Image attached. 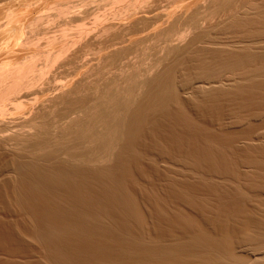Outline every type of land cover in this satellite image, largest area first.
I'll list each match as a JSON object with an SVG mask.
<instances>
[{"label":"bare ground","instance_id":"bare-ground-1","mask_svg":"<svg viewBox=\"0 0 264 264\" xmlns=\"http://www.w3.org/2000/svg\"><path fill=\"white\" fill-rule=\"evenodd\" d=\"M5 1L10 2V0ZM31 1L32 3L30 0L25 1L24 6L26 10L22 11L24 13L21 12V14H17L16 11L12 9L13 7L11 4H9L11 7L8 6L4 8L6 9L5 17L0 19V186L9 184H5L3 180L12 177V179L15 178L19 180L17 183L20 182V186H22V188L19 187L17 183H15V185L19 187V189H15V186L13 188L12 186L14 184L11 186L12 189H14L13 191H19V194L18 192L15 193L20 197H22L21 195L24 191L25 194H23V196L25 195L27 198L29 196H31V198L33 197L35 199L34 202L38 200V202H42V204L48 203L49 206L54 204L51 208L48 206V211L44 209L46 211L45 215H48L46 218L49 219V221L53 220L52 222L56 224L62 223L63 228L60 232L58 230V232H56L54 230L51 231L53 228L50 230V226H48L51 233L49 236L46 235L49 242H45L46 246L50 241L53 243H51V245L49 244L51 247L47 246L48 249H55V247L60 249L64 248L63 250L66 253L63 252L64 254L62 255L67 259H64L62 256L61 259H59V257L57 259L54 251V257H56V259H54L53 254H51L49 258L53 259V261H50V263L48 261L51 259L47 257L49 260H46L44 257V260L47 262L46 264H74L76 262L81 264L85 262L84 257L87 255L83 253L81 256L84 257H81V260L84 261H76L77 257L80 259V255L77 257L75 256V260L71 252L72 247H67V245L71 246V243L70 241H66V239L70 240L72 238L69 237L70 239H68V236L77 235V233L80 232L82 233L81 230L87 229V224L90 225L92 229L89 231L90 235L88 236L91 238L96 236L97 238L100 237L98 242L104 237L103 240L105 243H103V248H105V250L101 249L102 253L105 252L104 255H108V253H106L107 248L104 244L106 245L108 243L109 245L112 243L114 245L113 241L107 240H112L114 238L113 235H116L115 237L117 238L120 234L118 231L124 233L123 231L125 230L127 232L126 235H128H124L126 238L122 239L123 241H121L123 236L121 235V238H117L119 242L117 240V242L114 241L116 243L114 246L111 244V246L106 245L108 246L107 252H109V249L115 250L114 252L118 251L119 254L121 252V255H117L118 258L117 256L115 257L117 260L122 259V263L123 257H125V261H128H124L126 264H264V226H262L263 224L260 225V223H253L249 213L247 214L245 210V214H247L246 217L244 213V215L242 214L243 211L240 212L244 219L240 221L241 225L239 232L230 229L231 227H229V225L221 223V220H219L221 223H218L220 226L219 229L222 230V232H220L221 234L218 236L213 235L208 230L197 228L199 230L195 231V229V232H191V230L187 231V233L191 232V235L188 239L183 238L185 239L184 241H182V238L180 241L171 238L172 242L169 243L167 241V243H169L168 245L165 244L166 242L163 243L162 240L160 241L162 243L157 240L158 243L154 242V244L151 242L159 238L153 241L151 238V242H148L150 241L147 240L148 237L146 238V236H144L145 239L140 236H143V233L145 234V231L143 232L141 228L143 229L149 220L147 216L144 217L145 215L140 209L141 207L137 205V199H135L136 194L127 190L128 187H125L127 184L122 182L123 177H130L131 174L132 176L134 175L133 172H131L132 170L130 171L132 165L130 163L133 160L136 161V163L141 160L142 152H137V149L143 145L144 142L142 144L141 142L145 134L151 132L153 133L152 135H155L156 130L158 132L159 128H162L160 123H162L163 127L164 122L167 124L170 123L168 126L175 124L176 128L172 126L169 128H175V131L180 129L177 131L179 134L173 130H171V132L173 131L177 133L176 135H179L176 137L180 143V140L186 138L185 140L187 143H185V140H183L184 142L182 141L185 146L188 144L189 140L192 142L197 141V143L198 140L199 142L200 140L205 141L206 144H204L203 141L200 143L201 145H206L204 149H207V145L209 146V148L205 150L206 152L202 151L204 149L196 142L195 144L202 149L201 155L202 152H204V156L207 159L209 158L207 163L211 162V156L214 155L212 154L214 152L212 151L213 147L219 150L222 149L220 148L222 146V141L218 143L221 144L219 148L217 146L218 144L216 145V141L219 139L217 131H213L215 134L217 133L216 136L212 132L213 128H211V130L209 125L215 127L214 124L217 123V125H219L218 128H221L223 133V130L226 131V129H228L225 124L231 119L230 117L234 115L237 117L238 114L241 115L242 112L247 114V116L245 115V117L242 114V118L237 117L235 120L237 125L242 124V126H244L246 122L248 128L249 125L255 126L253 127L254 132H249L250 129L247 128L249 135H243V138L246 137L245 141L251 142L247 143L251 144L252 147L253 143L256 145L264 143V0H78L72 3H67V1H56L49 6L48 11L51 12V14L49 13L45 16L46 13L38 17H34V10L37 6L36 3L40 0ZM30 8H34L33 11H30ZM227 103H230L228 106L232 107L233 105L232 109H228V107L225 106ZM188 105H192L198 112L199 115L197 114V119L196 117L193 118L197 112L193 116L186 112ZM236 117L234 116V118ZM214 121H216V123ZM232 121L231 123L233 124L234 121ZM203 123L207 124L209 128H207L205 124L203 125ZM164 128L168 130V127ZM181 131L182 135H180ZM231 133L233 134V132ZM231 133L230 135L232 136ZM234 134L236 135L237 133L234 132ZM241 134L243 133L239 134L238 132L239 136L236 135V138H238V140L235 139L236 142H241L239 140ZM230 135L228 136L231 137ZM172 136L174 137V135ZM219 137H221L220 139L222 140L223 138L226 139L227 136L220 135ZM170 138L171 136L169 139ZM232 138H230L232 144L229 141L227 145L231 144L229 148L232 147L233 149L235 145H233ZM243 138L242 140H244ZM174 139L172 138L170 140ZM223 141L227 142V139ZM192 142L189 144L193 145ZM218 142H220V140H218ZM173 143L174 142L170 144L173 145ZM242 143L247 144L244 141H242ZM145 145L147 146L148 144L145 143ZM156 145L157 144L153 146ZM177 146L178 145H176V147ZM196 146H191L190 150L200 149H195ZM225 147L226 146H224V148ZM237 148H235V152L238 153L239 150ZM161 149L162 148L159 146L155 147V151L151 149L148 163L151 164H149L151 167L152 165L154 166V168L152 167L153 170L155 168V170H157V173H154L155 175L153 174L154 176L158 174L156 177L164 176L166 177V181L170 179L167 183L166 181L164 182L167 188H169V194H172V197L174 196L173 199L175 198V203H173V205L178 204L177 206H179L181 201L185 199L183 194L187 193V191L184 192L183 190H188L187 187L194 184L191 183V185H187L186 187L185 185L190 183L184 181L194 178V176H199L197 170H200L202 166L197 164L200 163L198 160L203 156L199 157V159L197 156L200 153L197 154L192 150L191 154H188L191 158L188 157L190 158L188 159V155L185 153V159H193V163H191L188 162L187 159L184 161V159L181 160V158H179L178 160L176 157L179 154L177 153V155L174 154V156H176L174 157L173 154H169L165 149ZM255 149L253 148V150ZM187 150V152L190 151L189 149ZM209 150H211L212 153H210L211 151ZM176 151L178 152V150ZM220 151L227 155L226 151H228V148L225 152L224 149ZM229 152L233 153L234 151L231 152L230 149ZM260 152L261 157L259 158L261 159L262 156L264 157V148L262 151H255V153ZM223 153H219V155L221 154V156H224ZM240 154L241 156H246L242 155L241 152ZM164 155H167V157ZM181 155H179V157ZM216 155L215 158L218 156ZM228 157L229 156H227V160L230 158ZM206 158L203 159V163H206L204 162ZM215 158H213V160ZM239 158L241 157L239 156ZM251 159L253 160V158H250V160H242L248 161V164L251 166L253 165L252 167L255 168L254 171L260 172L259 176H263L264 160L257 161L259 159L256 157V161H251ZM219 160L218 158V161ZM227 160L225 161L227 162ZM236 160L238 159L236 158ZM218 161L215 162V165ZM231 162L230 164L228 160L230 165L233 164V161ZM213 163L214 161L210 163L211 165L208 164V166H210L209 171L211 166L214 165ZM195 164L196 168L194 167ZM248 164L246 165L248 166ZM118 166L119 168L117 169ZM221 166H224V163ZM151 167L150 169H152ZM197 167L200 169H197ZM220 168L221 167H218V169ZM227 168L230 169V167H226V169ZM216 169L214 170L216 171ZM214 170H212V173L215 172ZM158 171H161V174L163 172L164 175L160 176ZM129 172H131V174ZM140 172H142V170H140ZM237 173L238 176L242 175L239 174V172ZM244 173L246 176L247 173ZM145 174L147 176V173ZM248 177L249 176H246V178ZM249 178L252 177L250 176ZM123 179L125 180V178ZM150 179L152 180V178ZM161 179L160 181L162 182L163 180ZM204 179L205 178L202 180ZM207 180L209 179L207 178ZM207 180L205 179V181ZM157 181H159V178ZM205 184H207V182ZM196 186L200 188L201 185ZM256 188L257 186L254 189ZM1 190L3 189L0 187V193ZM260 190L263 191L264 186L260 187ZM13 191L12 193H14ZM49 192L50 194L54 193L53 195L56 193L58 200L54 199L55 202H53L54 200L50 202L47 198ZM153 193L150 194L153 195ZM237 193L238 191L236 194ZM19 196L17 198H19ZM187 196L190 197L189 195ZM24 198L22 197L21 199L24 200ZM68 198L74 199L73 201L77 200L78 202H83L85 205L88 202L90 205L92 204L94 206L93 209L99 212L93 213L95 215L91 216V209L89 208L92 206L86 207L83 203H79L80 205L83 204L82 207H86V209H82V212L89 210V216L86 213L87 216L84 215V213L79 211L81 208H76L75 206L76 209H74V207L72 209L76 211H74L75 213L73 212L74 215L72 211L70 212L73 217H70L69 211L67 212V214L70 215V219H74L75 221H69L64 215V212H66L64 208L67 209L64 205L68 202ZM218 198H220V196ZM223 198L224 200L222 198V200L218 199L221 204L224 203L223 201L229 200L228 198L227 200L225 197ZM233 198L235 199L236 197ZM149 199L152 200L151 197ZM18 200L17 202L19 203ZM187 200V203L189 201L192 202V199ZM237 200H239V198ZM154 201L155 200L152 202L155 203ZM235 201L236 200H234V204H232V201H229L232 202L229 204L235 205L236 203L238 206L240 203L242 204L240 200L239 204L237 203L238 201ZM190 202L189 204L193 203ZM260 202L262 203L261 199ZM27 203L26 200L21 201L23 208H19L24 209L23 204ZM50 203L52 204L50 205ZM39 204L40 207L38 206L39 208L37 207V209L40 210L44 205L41 206V203ZM39 204L37 203V205ZM75 204L79 206L78 203ZM149 204L151 205L150 202ZM193 204L192 206L195 205ZM262 204H264V202ZM31 205L32 201L28 203V207ZM34 205L35 203L33 206ZM222 205L224 206V204ZM95 206L97 209L100 208L101 212L97 210ZM251 206L253 207L252 204ZM44 207H42V212L44 211ZM156 207L157 209L155 210H157L156 212L160 215L158 217H165L163 213L164 210L159 205L153 207V209ZM31 209L32 207L30 210ZM108 209L111 210V212H113V209L116 212L118 211L117 219H120V223L122 222V225L119 223L118 225H121V227L123 226L124 230L119 227L120 229L117 233H114L116 225L114 227L110 226L111 229H115L114 232L110 227H107L108 224H104L106 227L102 226L103 224L99 219H101L102 216L105 217L104 212ZM232 209L234 210V208ZM260 209L263 210V208ZM29 211L23 210L21 213L26 212V214H28ZM33 211L34 210L31 212L33 213ZM115 211L114 213H116ZM32 213H29V215H32ZM39 213L41 212H38V215H40ZM150 213L153 212L150 211ZM108 214L110 213H107L106 217L109 216ZM34 215L35 217L37 216V219L40 218L35 213L33 214V220ZM41 215L44 217V214ZM173 215L170 216L173 217ZM235 216L236 219L239 218L237 215ZM238 216H240V214ZM43 217L42 220H46V218ZM112 217L110 218L112 219ZM155 218L159 219L157 215ZM174 218H176L174 222L177 223L175 226L178 227L177 225L180 223L178 219H182V217L179 215ZM111 219L110 221H113V219ZM145 219L148 221L146 222ZM67 220L68 222H66ZM159 221L160 220H158V222ZM70 222L74 224L72 223L71 225ZM129 222H133L134 226L136 224L140 225V228L136 226L139 228L140 232L142 231L141 234L140 232L138 234V229L136 230L138 236H135L136 233H131L135 231L136 226H133L134 230L130 228L131 231L128 230L129 228L125 229L128 227ZM191 222L187 225L193 224ZM2 223L0 224L1 227L5 225L2 226ZM123 223L126 227H124ZM130 224L131 223H129V225ZM258 224L259 226H257ZM209 225H211V223ZM130 226H132V224ZM231 226L233 225L231 224ZM9 227L11 226L9 225ZM44 227L42 226V228ZM48 227H46V229H48ZM82 227L83 229H81ZM7 229H9L8 226ZM87 230H89V228ZM183 230H185V228ZM38 231L40 230L38 229ZM48 232H45V234H48ZM33 233H31V235ZM40 233L44 232L40 231ZM5 234L3 236H6ZM79 235L80 234L77 236L80 237ZM92 235L94 236L92 237ZM237 235H239L240 238H238ZM9 236L11 235L9 234ZM33 236L34 234L30 237ZM35 236L34 238H29L33 241V239L35 240L36 238ZM46 236L43 237L40 235V239H42V237L45 239ZM83 236H85V238H83ZM78 237L73 236V240L75 238L77 240ZM81 237L80 238L84 240L87 235L82 234ZM105 237L107 240H105ZM91 238L90 240H92ZM116 238H114V240ZM40 239L39 237L36 238L37 243L42 245L40 242H44V240L41 241ZM60 239L70 244L66 245L63 244V242L62 244L66 245V247H61L62 245L59 246L61 243ZM235 239L236 241L240 239V242L237 243L238 241L236 242ZM4 240L6 242V238ZM94 240L93 238V241ZM103 240L101 242H103ZM7 241L6 243H10V239H7ZM93 241L90 243H93ZM45 242L43 245H45ZM79 242L77 243L75 241V244H73H80ZM98 242L96 241L94 246L96 249L93 247L94 243L93 245L91 244L92 246L88 248H91L89 252L92 250V252L95 253L93 251V249H95L97 253H101ZM82 245L84 246V244ZM82 245L80 244V246ZM83 246L82 249L84 250ZM40 247L42 248V246ZM57 248L55 250H58ZM76 248L78 247H75V249ZM244 248L246 249L244 252H239L237 250H244ZM82 249H77L78 253H80L79 250ZM88 249L85 251L87 254L89 253ZM49 250L46 252L49 253ZM74 250L72 251L74 252ZM19 251L17 253H19ZM13 252L15 253L14 250ZM97 253L94 254V258H99L103 255L101 253V256H97ZM110 253L111 255L113 254L112 251H110ZM30 255L32 254H29V256ZM74 255L78 254L74 252ZM13 256L15 255L13 254ZM33 256H35V253ZM88 256L91 257L90 254ZM88 256L86 260H88L89 263L91 259L88 258ZM119 256L122 258L119 259ZM100 259H103V257ZM100 259L97 261L99 262ZM110 259L112 260V258ZM72 260L75 261L72 262ZM114 260L110 263L115 264L116 261L114 262ZM26 261V264L30 262L29 260V262ZM95 261V264H99ZM101 261H103V264L107 259L105 260L104 258V260ZM108 261L110 260L108 259ZM42 262L38 263L42 264ZM91 262H93V260ZM91 262L89 264H91ZM35 263L37 264V262Z\"/></svg>","mask_w":264,"mask_h":264},{"label":"rangeland","instance_id":"rangeland-1","mask_svg":"<svg viewBox=\"0 0 264 264\" xmlns=\"http://www.w3.org/2000/svg\"><path fill=\"white\" fill-rule=\"evenodd\" d=\"M22 1H24V2H22ZM25 1L26 0H10V2L8 1H5V0H0V2H1V9H0V19H2V18H4L5 17V12H6V9H4V8H7L8 6L9 7H13L12 9L14 10V11H16V13L17 14H21V12L22 11H24V10H26V8H25ZM56 1H61V2H66L67 1V3L69 2H77L78 0H40V1H38L37 3H39V4H37L36 3V7H35V14H34V17H38L39 15L40 16H43V15H45L46 13V15L45 16H47L49 13L51 14V12H49L48 11V9H49V6L52 4V3H54V2H56ZM8 4H7V3ZM30 2L32 3V1L30 0ZM47 2V3H46ZM9 4H11V6L9 5ZM6 6V7H5ZM33 9L34 8H30V11H33ZM44 10V11H43ZM43 11V12H42ZM48 11V12H47ZM45 12V13H44ZM22 13H24V12H22ZM32 13V12H31ZM44 13V14H43ZM228 104L230 105V103H227L225 106L226 107H228V109H232V107H233V105H232V107L231 106H228ZM225 107V108H226ZM187 110H186V112L187 113H189L190 115H194L197 111L195 110V108H193L192 107V105H188L187 106V108H186ZM190 109V110H189ZM195 111V112H194ZM197 114H198V112L195 114V116H193V118H195L196 117V119H197ZM243 114V116H247V114H244L243 112L241 113V115ZM199 115V114H198ZM240 114H238V118H242L243 116H239ZM235 117H236V115H234ZM234 116L233 117H230L231 119L230 120H228V123L227 124H225L227 127H228V129H226V131L225 130H223L224 132H226V133H222V129L220 128H218L219 127V125H217V123H216V121H214L216 124H214V126L215 127H213V126H211V125H209V127H210V129L211 128H213V130H212V132L214 131H217V133H218V135L220 136V135H226L227 137H226V139H227V142L226 141H223V140H226V139H220L221 137H219L218 136V138L219 139H217V143H216V145L218 144V143H221V141H222V146L224 145V146H226L225 148H224V146L222 147H220V148H222V149H220V150H223L224 149V152H225V150L228 148V151H226L227 152V155H225L222 151H220L219 149H216V147L214 148L213 146V150L212 151H214V152H216V153H212V151L211 150H209V151H211L210 153H212V154H214L213 156H211L212 157V160H213V158H215V155L217 156L213 161H214V165L213 166H211V169L212 170H214V169H216V171L214 172V173H212V170L210 169V171H209V168H210V166H208V164L209 165H211L210 163H212L213 161L210 159V163H207L208 161H209V158L207 159L205 156H204V152H202V155H201V148H206V145H204V144H206V142L205 141H203V143L204 144H202L201 145V143L200 142H202L201 140H200V142H199V140H198V143H197V141H191V140H189L190 142H192L193 143V145L191 144H189L190 142L188 141V144L185 146V144L184 143H182V141L183 140H185L186 138H184L183 140H180L181 141V143L178 141V139H177V137L179 136V135H176L177 133L179 134V132H177V131H179L178 129H177V131H175L176 129V127H175V124H171V125H169L168 126V124H170V123H165L164 122V127H168V130H170V131H168V130H166L167 128H164L163 126H162V123H160L161 124V129L159 128V130H158V132H157V130H156V132H155V135H152L153 133H146L145 134V137L143 138V141L141 142V144L143 143V145L142 146H140L139 148L141 149H137V152L139 151V153L140 152H142L141 154V160H139L137 163H136V161H131V163L130 164H132L131 165V169H130V171L131 172H133V176H132V174H131V172H129L131 175H130V177H123V178H125V180L122 178V182L123 183H125V184H127V186L125 185V187L127 188L128 187V189L127 190H129V191H131L133 194H136V196H135V199H137V202L136 203H138L137 205H139V207H141L140 209H141V212L143 211V213H144V217H146L147 216V219L149 220H147V219H145L146 220V222H147V224H145V226H144V228H145V230H144V228L142 229L141 228V230H143V232L145 231V234L143 233V236H140V237H143V238H145L144 236H146V238L148 237V239L147 240H150L151 238H152V241L153 240H155L156 238H159V239H156L155 241H153V242H151V240L150 241H148V242H151V243H154V242H157L158 243V241L160 242L161 240H162V242L164 243V242H166L165 244H169V243H171L172 242V239L173 240H178V241H180L181 240V238L183 239V238H189L190 237V235H191V232H193L195 229V231H197V230H199V229H205L206 231L208 230L210 233H212L213 235H220L221 233L220 232H222V230H220L219 228H220V226H219V224L218 223H220L219 222V220H221V223H225L226 225H229V227H231L230 229H233V230H236V231H238L239 232V230H240V225H241V220H243L244 219V217H243V215L245 214V211H247V214L249 213V216H250V218L252 219V221H253V223H260V225H262V226H264V204H262L263 202H264V190L262 191V190H260V187H262V186H264L263 184H264V175L263 176H259V174H260V172H258V171H254L255 170V168L254 167H252L251 165H249L248 164V161H244V160H242V159H246V160H250V158H253V160L254 161H256L257 159H259V160H257V161H263L264 160V157L262 156V158L260 159L259 157H261V152L260 153H255V151H262L263 150V144L264 143H262V144H260V145H256V144H252L253 145V147L251 146V144H248V143H251V142H248V141H245V138L246 137H244L243 138V135L244 136H246V134H248V132H247V130L248 129H250L249 130V132L251 131H253V127H255L254 125L253 126H250L249 125V128H248V126L246 125V122L244 123V126H242V124H238L237 125V123H236V119H237V117L236 118H234ZM245 116V117H246ZM200 117V116H199ZM233 118V119H232ZM234 121V123L232 124L231 123V121ZM232 121V122H233ZM166 124H167V126H166ZM205 123H203V125H204ZM255 124V123H254ZM258 124H260V123H258ZM206 125V127L208 126L207 124H205ZM216 125H217V127H216ZM236 125V126H235ZM241 127H240V126ZM256 125V124H255ZM170 126H172V127H175L174 129L171 127V128H169ZM230 126V127H229ZM234 126V127H233ZM257 126V125H256ZM209 127H207V128H209ZM237 127V128H236ZM163 128H164V130H163ZM215 128V129H214ZM216 128H218V129H216ZM245 128V129H244ZM248 128V129H247ZM252 128V129H251ZM244 131H243V130ZM171 130H173V131H175V132H177V133H175V132H171ZM232 130V131H231ZM162 131H165V132H162ZM169 133H168V132ZM218 131H221V132H218ZM229 131H231V132H233V134L231 133V132H228ZM243 131V132H242ZM246 131V132H245ZM161 134H160V133ZM213 132V133H214ZM234 132L235 133H237L236 135L237 136H239L238 135V132H239V134L240 133H243V134H241L240 135V137H239V140L241 141V142H239V141H237L236 142V140H238V138H236L237 136L234 134ZM254 132V131H253ZM159 135H158V134ZM168 136H166L165 134ZM168 133V134H167ZM173 133V134H172ZM175 133V134H174ZM181 134L180 135H182V131L180 132ZM217 133L215 134L214 133V135H216L217 136ZM227 133H228V135H230V133L232 134V136L231 137H229L228 135H227ZM245 133V134H244ZM164 134V135H163ZM174 135V137H175V139H174V137L172 136V135ZM251 134V133H250ZM233 135H235V136H233ZM249 135V134H248ZM151 136V137H150ZM158 136V137H157ZM171 136V138L170 139H174V140H170L169 139V137ZM177 136V137H176ZM155 137V138H154ZM161 137V138H160ZM223 137V136H222ZM228 137H229V139L230 138H232V140H233V145H235V146H233L234 148L232 149V147H230L229 148V146H231V144H232V142H231V139L229 140L228 139ZM148 138V139H147ZM149 138H152V139H149ZM154 138V139H153ZM166 138H168V139H166ZM242 138L244 139V140H242ZM156 139H157V141H156ZM236 139V140H235ZM154 140V141H153ZM169 140H170V142H169ZM187 140H188V138H187ZM218 140H220V142H218ZM235 140V141H234ZM163 141V142H162ZM177 143H176V142ZM186 141V140H185ZM230 141V145H227V143ZM242 141H244L245 143H247V144H244V143H242ZM172 142H174L173 143V145H175V143H176V145H178L177 147H176V145L175 146H173L172 144H170V143H172ZM184 142V141H183ZM195 142L198 144V145H200V147L197 145V144H195ZM226 144H225V143ZM145 143L146 144H148L147 146H148V148H147V146L145 145ZM162 143V144H161ZM178 143H180V144H178ZM185 143H187V141L185 142ZM200 143V144H199ZM224 143V144H223ZM234 143H236V144H234ZM242 143V144H241ZM155 144H157L156 146H159L160 148H162V149H165L167 152H169V154L171 153V155L173 154V156H174V154L175 155H177V154H179V155H181L180 157H179V155H177V157L176 156H174V157H176L178 160H179V158H181V160L182 159H184V161L188 158V157H190V155H188L189 153L191 154V151L193 150V152L195 151L197 154L198 153H200L197 157L199 158V157H201V156H203L200 160H198V158H197V160L201 163H199V164H197V165H200V166H202L201 167V169L200 168H198L197 167V169H200V170H197V172H199V176H197V177H195L194 176V178H188L189 180H186V181H184V182H186V183H190V184H184L186 187H187V185H191V183H194L192 186H190L191 187V189H190V187L188 188L187 187V189L190 191V193H189V191L188 190H183L184 192H186L187 191V193H185V194H183V196H184V200H182L181 201V203H180V207L179 206H177L176 204L175 205H173V203H175V201H174V199H173V197H172V194H169L170 192H169V188H167V186L165 185V182L164 181H166L165 179H166V177H156V176H154L157 172V170H153V168H154V166L152 165V167L150 166L151 164L150 163H148L149 162V158H150V152H151V149H152V151L155 149V147L156 146H153V145H155ZM164 144V145H163ZM170 144V145H169ZM181 144H182V146H181ZM184 144V145H183ZM221 144H218L217 146H218V148H219V145H221ZM151 145V146H150ZM197 145V146H196ZM249 145V146H248ZM163 146V147H162ZM173 148H171V147ZM184 146V147H183ZM189 146V147H188ZM191 146H196V148L195 149H197V148H200V149H198V150H194V149H192V148H194V147H192L191 149L192 150H190V147ZM203 146V147H202ZM205 146V147H204ZM258 146H260V147H263V148H260V147H258ZM142 147V148H141ZM151 147V148H150ZM179 147V148H178ZM238 147V148H237ZM242 149H241V148ZM246 147V148H245ZM154 148V149H153ZM189 149L190 151L189 152H187L188 150L187 149ZM209 148V146L207 145V149ZM235 148H237L238 150V153L237 152H235ZM249 150H248V149ZM253 148L255 149V150H253ZM257 148H259V149H257ZM144 149V150H143ZM161 149V150H162ZM180 149V150H179ZM207 149H204V150H202V151H205V150H207ZM230 149H231V152H235V154H234V152L233 153H230L229 151H230ZM262 149V150H261ZM160 150V151H161ZM176 150H178V152L176 151ZM216 150V151H215ZM233 150V151H232ZM241 150V151H240ZM155 151V150H154ZM164 151V150H163ZM182 151V152H181ZM200 151V152H199ZM244 151H246V152H244ZM253 151V152H252ZM165 152V151H164ZM166 152V153H167ZM179 152H181V153H179ZM192 152V153H193ZM206 152V151H205ZM240 152L242 153V155H246V156H241V154H240ZM145 153V154H144ZM177 153V154H176ZM187 154L188 156H187V158L185 159V157H186V155L184 156V154ZM219 153H223L224 154V156L222 155L221 156V154L219 155ZM230 153V154H229ZM238 154V156H237V154ZM244 153V154H243ZM246 153V154H245ZM251 153V154H250ZM255 153V154H254ZM169 154H167V155H169ZM259 154V155H258ZM135 155H137V154H135ZM143 155H145V156H143ZM167 155H164L165 157H167ZM233 155V156H232ZM235 155V156H234ZM251 155V156H250ZM183 156H184V158H183ZM227 156H229L228 158V160H229V163L231 162V161H233V164L232 165H230L229 163H228V160H227ZM239 156L241 157V158H239ZM250 158H249V157ZM148 157V158H147ZM210 157V158H211ZM225 159H224V158ZM234 157V158H233ZM244 157V158H243ZM245 157H247V158H245ZM255 157L257 158V159H255ZM191 158V157H190ZM190 158H188V159H190ZM204 158H206V161H204V162H206V163H203V159ZM218 158L222 161V163H221V161L219 160L218 161ZM236 158L238 159V160H236ZM146 159V160H145ZM187 159V160H188ZM148 160V161H147ZM193 160V159H192ZM192 160H188V162H191V163H193V161ZM196 160V159H195ZM225 160H227V162L225 161ZM252 159H251V161H253ZM216 161H218V162H220V163H216V165H215V162ZM133 162V163H132ZM141 162V163H140ZM246 162V163H245ZM136 163V164H135ZM147 163V164H146ZM224 163V166H221L222 164ZM243 163V164H242ZM129 164V165H130ZM142 164V165H141ZM150 164V165H149ZM196 164H195V168H196ZM203 164V165H202ZM221 164V165H220ZM235 164V165H234ZM242 166H241V165ZM246 164H248V166L246 165ZM140 165V166H139ZM225 165H227V166H225ZM244 165H246V166H244ZM149 166V167H148ZM190 166V165H189ZM199 166V167H200ZM207 166V167H206ZM221 167L220 169H218V167ZM232 166V167H231ZM136 167V168H135ZM143 167V168H142ZM145 167H146V169H145ZM150 167L152 168V169H150ZM213 167V168H212ZM216 167V168H215ZM226 167H230V169L229 168H227L226 169ZM234 167V168H233ZM239 167V168H238ZM243 167V168H242ZM251 167H252V169H251ZM119 168V166L117 167V169ZM204 169V171H203V169ZM237 168V169H236ZM243 170H242V169ZM249 168V169H248ZM122 168L120 167V170H121ZM136 169V170H135ZM139 169V170H138ZM206 169H207V171H206ZM235 169V170H234ZM119 170V171H120ZM140 170H142V172H140ZM144 170H145V172H144ZM235 172H234V171ZM117 171V170H116ZM122 171V170H121ZM147 171V172H146ZM150 171H152V172H150ZM154 171V172H153ZM161 171H163V170H161ZM160 171V172H161ZM211 172V173H209V172ZM229 171H231V172H228ZM137 172V173H136ZM139 172V173H138ZM144 172V173H143ZM159 172V171H158ZM159 172V173H160ZM203 172V173H202ZM208 172V173H207ZM223 172H225V173H223ZM236 174H234V173ZM237 172H239V174H242V175H240V176H238V173ZM244 172H246L247 174H246V176H251L252 178H246V176H245V173ZM258 173V175H257V173ZM119 173V172H118ZM140 173H142V174H140ZM145 173H147V176H146V174ZM152 173V174H151ZM155 173V174H154ZM165 173V172H164ZM220 173H221V175H220ZM249 173V174H248ZM138 174V175H137ZM154 174V175H153ZM231 174V175H230ZM140 175H142V176H140ZM161 175H164L163 174V172H162V174L160 173V176ZM219 175V176H218ZM230 175V176H229ZM233 175V176H232ZM257 175V176H256ZM135 176V177H134ZM144 176H146V177H144ZM218 176V177H217ZM238 176V177H237ZM255 176V177H254ZM120 177V176H119ZM132 177H134V178H132ZM154 177H156V178H154ZM198 177H200V178H198ZM205 178L206 180H207V178L209 179V180H207V181H205V179L204 180H202L203 178ZM217 177V178H216ZM231 177H234V178H231ZM237 177V178H236ZM243 177V178H242ZM244 177H245V179H244ZM260 177V178H259ZM14 178V177H13ZM121 178V177H120ZM126 178H128V179H126ZM150 178H152V180L150 179ZM158 178H159V181H157L158 180ZM162 178V179H161ZM220 178H222V179H220ZM241 178V179H240ZM255 178V179H254ZM160 179L161 180H163L162 182L160 181ZM217 179V180H216ZM257 179V180H256ZM7 180V181H6ZM125 182H124V181ZM131 180V181H130ZM133 180V181H132ZM147 182H146V181ZM170 179H167V181H169ZM196 181V184H195V181ZM226 180V181H225ZM256 180V181H255ZM6 181V182H5ZM15 181V182H14ZM19 180H16L15 178L14 179H12V177L10 178H6L5 180H3V182L5 183V184H7V183H9V184H7V185H2V183H1V185L2 186H0L1 187V189H3V190H1V193H0V224L2 223V226L5 228H3V227H1L0 226V264H26L25 263V261L26 262H29L28 264H36L35 262H37V264H39V263H41L45 258H46V260H49V259H51V258H49V257H51V254H53V258L54 259H56V257H54L55 255L57 256V259H58V257H59V259H61L62 257L64 258V259H67L66 257H64L62 254H64V253H66V252H64V248H62V249H60V248H57V247H55V249L57 248L58 250H55V249H51V248H49L48 249V247L51 245V241H50V243H48V247L46 246V242L45 241H47V242H49V240H48V238H47V236H49V234L51 233L50 232V230H51V228H53L51 231H56V232H60L61 230H62V226H63V224L62 223H58L57 221V223L58 224H56L55 222H52L53 220H50L49 221V219H47L46 217L48 216H46L45 215V213H46V211L45 210H49V209H47V208H51L53 205H51L52 203H50V205L51 206H49V204L48 203H45V204H42V202H38V200L36 201V202H34L35 201V199L32 197L31 198V196H29L28 198L24 195L23 196V194H25L24 193V191H23V193H22V197L24 198V200H26L28 203H30V201H32V205L30 206V207H28V203L27 204H23V206H24V209H22L23 207H22V204H21V201H24L23 199H21L22 197H20L18 194H19V191H13L14 189H12V187L14 188V186L16 187L15 189H19V187H21L22 188V186H20V182L19 183H17ZM135 181V182H134ZM152 181V182H151ZM167 181H166V183H167ZM181 181V180H180ZM188 181V182H187ZM189 181H191V182H189ZM193 181V182H192ZM205 181V182H204ZM209 181V182H208ZM212 181V182H211ZM224 181V182H223ZM231 181V182H230ZM12 182V183H11ZM128 182V183H127ZM133 182V183H132ZM141 182V183H140ZM152 184H151V183ZM159 182V183H158ZM207 182V184H205ZM230 182V183H229ZM15 183H17L18 185H19V187H17L16 185H15ZM130 183H132V184H130ZM157 183V184H156ZM164 183V184H163ZM202 183V184H201ZM14 184V185H13ZM129 184H130V186H129ZM139 184V185H138ZM155 184V185H154ZM204 184V185H203ZM210 184V185H209ZM222 184V185H221ZM238 186H237V185ZM241 184V185H240ZM250 184V185H249ZM252 184H253V188H252ZM13 185V186H12ZM163 185V186H162ZM196 185H201L200 186V188L198 187V186H196ZM227 187H226V186ZM243 185V186H242ZM248 185H249V187H248ZM260 185H262V186H260ZM6 188H5V187ZM9 186H10V188H9ZM12 186V187H11ZM160 186V187H159ZM204 186H206V187H204ZM207 186H209V187H207ZM257 186V188L256 189H254L255 187ZM140 187V188H139ZM166 187V188H165ZM186 187H184V188H186ZM198 187V188H197ZM201 187H202V189H201ZM213 187V188H212ZM218 189H217V188ZM222 189H221V188ZM146 188V189H145ZM183 188V189H184ZM225 188H228V189H225ZM234 188V189H233ZM244 188H246V189H244ZM251 188V189H250ZM4 189H5V191H4ZM131 189V190H130ZM144 189V190H143ZM180 189V188H179ZM196 189V190H195ZM198 189V190H197ZM209 189V190H208ZM215 189V190H214ZM23 190V189H22ZM168 190V191H167ZM181 190V189H180ZM211 190H213V191H211ZM244 192H243V191ZM12 191L14 192V193H12ZM20 191H21V189H20ZM152 191V192H151ZM183 191H181V192H183ZM192 191V192H191ZM204 191V192H203ZM238 191V195L236 194V192ZM253 191V192H252ZM257 191H258V193H257ZM15 192H18V194L17 193H15ZM85 192V191H84ZM143 192V193H142ZM154 192V193H153ZM212 192H213V194H212ZM228 192V193H227ZM48 193V192H47ZM46 193V194H47ZM51 193H53V192H51ZM94 193V192H93ZM146 193V194H145ZM153 193V195H151V194ZM192 193V194H191ZM226 193V194H225ZM233 193H234V195H233ZM239 193H240V197H239ZM261 193H263V194H261ZM16 194V195H15ZM49 194H50V192H49ZM47 195V198H48V200L50 201V202H52L54 199L56 200H58V196L56 195V193H55V195H53V194H50V195ZM149 194V195H148ZM156 194V195H155ZM194 194V195H193ZM196 194V195H195ZM222 194V195H221ZM229 194V195H228ZM247 194V195H246ZM249 194V195H248ZM253 194V195H252ZM19 196V198H17L18 196ZM144 195V196H143ZM146 195V196H145ZM148 195V196H147ZM151 195V196H150ZM187 195H189L190 197H188ZM192 195H193V197H192ZM257 195V196H256ZM14 196H17V197H14ZM52 198H51V197ZM55 196V197H54ZM216 196V197H215ZM220 196V198H218ZM225 197L226 198V200H227V198L229 199V200H227V201H223L224 203H222V204H224V206L220 203V201H218V199L220 200L221 198L224 200V198L223 197ZM229 196V197H228ZM253 196H255V197H253ZM259 196H260V199H261V201H262V203L260 202V199H259ZM263 196V197H262ZM144 197V198H143ZM152 198V200L151 199H149V198ZM188 198V200H191L192 199V202L195 204H193L192 202H190V203H192L194 206H192V204H189V202L187 203L186 202V200H187V198ZM214 197V198H213ZM233 197H236L237 199L239 198V200L242 202V204L240 203V205L238 206V205H236V203H235V205H232V204H234V200H236L235 202H237L238 204H239V200H237L236 198L234 199ZM251 199H250V198ZM257 197V198H256ZM16 198H17V200L19 201V203L21 204H19L18 202H17V200H16ZM46 198V197H45ZM46 198V199H47ZM205 198V199H204ZM207 198V199H206ZM210 200H209V199ZM32 199H34V200H32ZM141 199V200H140ZM146 200V202H145V200ZM149 199V200H148ZM157 199V200H156ZM195 199H196V201H195ZM216 199V200H215ZM221 199V200H222ZM55 200L53 201V202H55ZM72 200V201H71ZM74 199H70V198H68V202L66 203V201H65V205H64V207L66 206V208L67 209H65L64 207V210L66 211V212H64L65 214V217H66V219L68 218V220L70 221L71 219H70V217H73V215H74V213L76 212L75 210V212L72 210L73 209V207H74V209H76V208H81L79 211H81L82 212V209L83 208H85L86 209V207H91V208H89V209H91L92 211H96L95 209H93V205L91 204H89L88 202H87V204L85 205V203H83V202H78L77 200H75V201H73ZM139 200V201H138ZM153 200H155L154 202L155 203H153L152 201ZM163 200H165V201H163ZM169 200V201H168ZM187 200V201H188ZM202 200V201H201ZM16 201V202H15ZM143 201V202H142ZM158 201V202H157ZM195 201V202H194ZM199 201V202H198ZM229 201H232V202H229ZM255 201V202H254ZM257 201V202H256ZM70 202V203H69ZM149 202L151 203V205H152V203H153V207H155V206H157V205H159L163 210H164V214H165V217H158V216H160V215H158V213L156 212L157 210H155V209H157V207L156 208H154L153 209V207L149 204ZM157 202V203H156ZM186 202V203H185ZM202 202H203V204H202ZM227 204H226V203ZM24 203V202H23ZM35 203V205H37V203L39 204V203H41V206L42 205H46L45 207L44 206H42V207H44L43 208V212H42V207H41V209L39 210V209H37V207L39 206L40 207V204L39 205H37L36 207H34L33 206V204ZM75 203H83L85 206H83L82 207V205H80L79 204V206L78 205H76ZM141 203V204H140ZM145 203V204H144ZM165 203V204H164ZM168 203V204H167ZM170 203H172V204H170ZM183 203V204H182ZM201 203V204H200ZM229 203H232V204H229ZM256 203V204H255ZM258 203V204H257ZM70 204H71V206H72V208H71V206H70ZM73 204V205H72ZM149 204V205H148ZM157 204V205H156ZM208 204V205H207ZM214 204V205H213ZM219 204V205H218ZM249 204V205H248ZM251 204L253 205V207L251 206ZM27 205V206H26ZM140 205H142V206H140ZM172 205V206H171ZM188 206V208H187V206ZM210 205V206H209ZM255 205V206H254ZM261 205H263V206H261ZM49 206V207H48ZM75 206H76V208H75ZM164 206V207H163ZM196 206H197V208H196ZM199 206V207H198ZM207 206V207H206ZM227 206V207H226ZM234 206V207H233ZM235 206H238V207H235ZM260 207V208H263V210L262 209H260V208H258V207ZM17 207H18V209H17ZM19 207H22L21 209L19 208ZM32 207V209L30 210V208ZM38 207V208H39ZM146 209H145V208ZM150 207V208H149ZM221 207V208H220ZM225 207V208H224ZM241 207V208H240ZM27 208V209H26ZM33 208H35V209H33ZM70 208H71V210H70ZM95 208L97 209V207L95 206ZM170 208V209H169ZM195 208V209H194ZM232 208H234V210L232 209ZM38 211H37V210ZM151 212H153V213H150V211ZM193 209V210H192ZM208 209V210H207ZM210 209V210H209ZM225 209V210H224ZM227 209V210H226ZM240 209H241V211H240ZM261 211H260V210ZM20 210V211H19ZM23 210L24 211H29V213H32L31 211L32 210H36L35 212L33 211V213H32V215L30 214L29 215V213L28 214H26V212H24V213H21V211L23 212ZM90 210V215L92 216H94L95 214H93V213H98L99 211H96V212H92ZM97 210H100V208H98ZM147 210V211H146ZM239 210V211H238ZM245 210V211H244ZM69 211V212H68ZM72 211V214H70V212ZM84 211V210H83ZM109 211V212H108ZM113 212H111V210H107V211H105L104 212V214H105V217L104 216H102V218L101 219H99L100 221H101V223L103 224L102 226L103 227H106L105 225H107V227L109 228L110 226H115V232H114V230L113 229H111V227H110V229L114 232V233H117V231L120 229V228H123V226L121 227V223L119 222V220L117 219V217H118V211L116 212L114 209L112 210ZM114 211L116 212V213H114ZM174 211V212H173ZM180 211H181V213H180ZM222 211V212H221ZM243 211V212H242ZM249 211V212H248ZM38 212H41V213H39L40 215H38ZM67 212L71 215H69V214H67ZM74 212V213H73ZM77 212H78V210H77ZM89 210H85V212H82V213H84V215H86V214H88V216H89ZM92 212V213H91ZM100 212H101V210H100ZM110 213V214H108L109 216L108 217H106L107 216V213ZM172 212V213H171ZM176 212V213H175ZM212 212V213H211ZM240 212H242V214L240 213ZM37 214L38 215V217H40V218H38L37 219V216L35 217V215H34V220L37 222H35L34 220H33V214ZM80 213V212H79ZM86 213V214H85ZM111 213H113V214H115V215H113V214H111ZM215 213V214H214ZM238 213V214H237ZM22 214H24V215H22ZM26 214V215H25ZM41 214H44V217H43V215H41ZM117 214V215H116ZM155 216H154V215ZM174 214V215H173ZM176 214V215H175ZM205 214V215H204ZM219 214V215H218ZM226 214V215H225ZM240 214V216H238ZM247 214H245V217H246V215ZM258 214V215H257ZM67 215V216H66ZM97 215V214H96ZM143 215V214H142ZM153 216V218H152V216ZM156 215H157V218H159V219H156L155 217H156ZM173 215V217H171V216ZM181 216L182 217V219H178L179 220V222L180 223H178L179 225H177L178 227H176L175 225L177 224V223H175L174 221H176V218H174V217H176V216ZM235 215H237V217H239L238 219H236V216ZM263 215V216H262ZM43 218H46V220L45 219H43L42 220V217ZM70 216V217H69ZM87 216V215H86ZM113 216V217H112ZM149 216V217H148ZM188 216H189V218H188ZM216 216H217V218H216ZM259 217V219H258V217ZM110 217H112V219H113V221H110ZM186 217V218H185ZM204 217H205V219H204ZM223 217V218H222ZM243 217V218H242ZM49 218V217H48ZM107 218H109V219H107ZM116 218V219H115ZM155 218V219H154ZM172 218V219H171ZM213 218V219H212ZM226 218V219H225ZM111 219V220H112ZM170 219H171V221H170ZM185 219H186V221H185ZM192 219V220H191ZM195 219V220H194ZM216 219V220H215ZM255 219V220H254ZM261 219V220H260ZM48 220V221H47ZM68 220L66 221V222H68ZM74 219H72L71 221H73ZM105 220V221H104ZM158 220H160L159 222H158ZM178 220H177V222H178ZM182 220V221H181ZM189 220V221H188ZM200 220V221H199ZM215 220V221H214ZM227 220V221H226ZM229 220V221H228ZM239 220V221H238ZM42 221V222H41ZM46 221H47V225H46ZM75 221V220H74ZM73 221V222H74ZM99 221V222H100ZM115 221V222H114ZM192 221V222H191ZM194 221V222H193ZM218 221V222H217ZM223 221V222H222ZM254 221H256V222H254ZM40 222V223H39ZM73 222H70L71 223V225H72V223ZM134 222V221H133ZM133 222H129V223H131L132 224V226H130L129 225V223H128V227H126L125 226V224L123 223V225H124V227H126L125 229H127V228H129L128 230L129 231H131V229L130 228H132V230H134V228H133V226H134V224H133ZM173 222V223H172ZM190 222L191 223H193V224H191V225H187V224H190ZM214 222V223H213ZM230 222V223H229ZM234 222V223H233ZM243 222V221H242ZM35 223V224H34ZM51 223V224H50ZM118 223L119 224H121V225H118ZM135 223V222H134ZM152 223V224H151ZM162 223H164V224H162ZM175 223V224H174ZM199 223V224H198ZM205 223V224H204ZM207 223H208V226H207ZM211 223V225H209ZM220 223V224H221ZM7 224V225H6ZM40 224V225H39ZM43 224V225H42ZM45 224V225H44ZM56 224V225H55ZM67 224H69V223H67ZM74 224V223H73ZM105 224V225H104ZM151 224V225H150ZM171 224V225H170ZM181 224V225H180ZM184 224H186L187 226H191L190 228L189 227H187L186 225H184ZM218 224V225H217ZM231 224L233 225V226H231ZM9 225L11 226V227H9ZM44 227V228H42V226ZM54 225V226H53ZM70 225V224H69ZM70 225V226H71ZM88 225V224H87ZM87 225H86V228L88 229L89 228V230H87V229H83V227L81 228V229H83V230H81L82 231V233L80 232V230H79V232L80 233H77V235L78 234H80L79 236L81 237V235L83 234V235H87V237H86V239H84V240H82L80 237H78L77 235H71V236H68L67 238L68 239H70L69 237H71L72 239H70V240H67L66 239V241H70V243H71V246H68L67 244H70V243H66V241L64 242V241H61V240H63V239H60V244H59V246H61V247H66V245H67V247H72L71 248V252H72V254H73V257L75 258V260H76V257L77 256H79L80 257V259H78V257H77V260L76 261H78L79 260V262H82V261H84L85 260V262H82V263H88V260H86V257L90 254V256L91 257H89L88 256V258H90L91 259V261L93 260V262H91L90 260V262H91V264L92 263H94V261L96 260H99L100 258H102L103 257V259H100V261L101 260H104V258H105V260L107 259V261H104L106 264H111L110 262H112L114 259V262L116 261L117 263H119V264H121L122 263V259H120V258H122V257H120L119 256V259L120 260H117L116 259V257L115 256H117L119 253H118V251H116L117 252V254H116V252H114L112 249L110 250L109 249V252H107L108 251V246H111V245H113L112 243H110L109 245H108V243L106 244V245H108V246H106L105 244H104V246L107 248V250H106V253H108V255L107 254H105L104 255V253L105 252H103L102 253V251H101V249L103 250H105V248H103V243H105V241L103 240V238H101V241L103 240V242H101L100 240V242H98V239H100V237L99 238H97V236L96 237H93L94 235H92V237L95 239L94 241H93V238H91L90 236H88V235H90V232L89 231H91L92 229L90 228V225H88V227H87ZM137 225V224H136ZM135 225V226H136ZM161 225H163V226H161ZM194 225V226H193ZM196 225V226H195ZM204 225V226H203ZM236 225V226H235ZM256 225V224H255ZM6 226V227H5ZM7 226H8V228L9 229H7ZM25 226V227H24ZM40 226H41V228H40ZM48 226H50V230H49V227ZM58 226V227H57ZM134 226V227H135ZM138 227L140 226V225H137ZM135 227V231L134 232H131V233H136V235L135 234H133V235H135V236H138V234H139V228L138 227ZM182 226V227H181ZM214 226H215V228H214ZM257 226H259V224L257 225ZM46 227H48V229H46ZM57 227V228H56ZM112 227V228H113ZM117 227V228H116ZM120 227V228H119ZM158 227V228H157ZM180 227V228H179ZM193 227H195V228H193ZM29 228V229H28ZM41 231V232H44V233H40V231H38V229ZM56 230H55V229ZM85 228V227H84ZM152 228V229H151ZM177 228V229H176ZM185 228V230H183ZM187 228V229H186ZM193 228V229H192ZM197 228H199V229H197ZM25 229V230H24ZM36 229V230H35ZM60 229V230H59ZM138 229V234H137V232H136V230ZM146 229H149V230H146ZM212 229V230H211ZM213 229H215V230H213ZM3 230V231H2ZM5 230V231H4ZM35 230V231H34ZM45 230V231H44ZM58 230V231H57ZM123 230H124V228H123ZM157 230V231H156ZM191 230V232H189V233H187V231H190ZM220 230V231H219ZM255 230V229H254ZM256 230H257V228H256ZM255 230V231H256ZM11 231V232H10ZM28 231V232H27ZM39 232V235H38V232ZM49 231V232H48ZM89 232V234H88V232ZM148 231V232H147ZM183 231V232H182ZM186 231V232H185ZM194 231V232H195ZM3 232V233H2ZM10 232V233H9ZM34 232V233H33ZM37 233V235H36V233ZM45 232H48V234H45ZM84 232V233H83ZM124 233H122V231H118V233H120L119 235H118V237L117 238H121V235H123L122 236V238H121V241H123L122 239H125L126 237L124 236V235H126V231L124 230L123 231ZM142 232V231H141ZM141 232H140V234H141ZM5 233H7V234H5ZM12 236H9V234ZM13 233V234H12ZM29 233V234H28ZM31 233H33L34 234V236L36 237V238H38L39 237V239H40V235L41 236H46L45 237V239H43V237H42V239H40L41 241L42 240H44V242H45V245H43L44 244V242L42 241V242H40V244H42V245H39V243H37V240H36V238H35V240L33 239V241H32V239H30V238H34V236L33 237H30V236H32L31 235ZM153 233V234H152ZM156 235H155V234ZM158 233V234H157ZM6 235V236H3V235ZM44 234V235H43ZM162 234V235H161ZM113 235V234H112ZM112 235H111V237H112ZM128 235V234H127ZM126 235V236H127ZM148 235V236H147ZM159 235V236H158ZM73 236H76V237H78L77 238V240H76V238L73 240ZM114 236V238H116L115 236L116 235H113ZM156 236V237H155ZM161 236V237H160ZM163 236V237H162ZM241 236V235H240ZM6 238V242H8L7 241V239L9 240L10 239V243H6L5 242V238ZM30 237V238H29ZM176 237V238H175ZM237 237L238 238H240L239 237V235H237ZM3 238V239H2ZM83 238H85V236H83ZM90 238L92 239V240H90ZM113 238V237H112ZM114 238L112 239V240H107V238L105 237V240H107V241H113V243H114V245L116 244L114 241H118L119 242V239H115L114 240ZM145 238V239H146ZM154 238V239H153ZM172 238V239H171ZM12 239V240H11ZM17 239V240H16ZM88 239H89V241H88ZM109 239V238H108ZM185 239H183L182 241H184ZM19 240V241H18ZM39 240V241H40ZM80 240H82L81 242H79ZM87 240V241H86ZM146 240V241H147ZM158 240V241H157ZM13 241V242H12ZM16 241H18V242H16ZM71 241H73V242H71ZM75 241L78 243H80L81 245L82 244H84V246H83V248H84V250L82 249V246H80V244H77L76 243V245H74L75 244ZM91 241H93V243H94V245H93V243H90ZM96 241L99 243V250L101 251V253L103 254H101L100 252H98L97 253V251H95V249H96V247H94L95 246V244H96ZM116 241V242H117ZM145 241V242H146ZM167 241L169 242V243H167ZM235 241H236V239H235ZM238 241V242H237ZM237 243H239L240 242V239H237ZM35 242V243H34ZM64 242V243H63ZM162 242H160V243H162ZM6 243V244H5ZM66 244V245H63V244ZM74 243V244H73ZM89 245H88V244ZM98 243H97V245H98ZM150 243V244H151ZM159 243V244H160ZM236 243V244H237ZM4 244V245H3ZM10 244H12V245H10ZM50 244V245H49ZM53 244V243H52ZM87 244V245H86ZM93 245V247L95 248V249H93V251L95 252V253H97V256H101V257H96V258H94L95 256H94V254L95 253H93L92 252V250L89 252V250L91 249H88L90 246H92ZM155 244V243H154ZM2 245V246H1ZM39 245V246H38ZM86 245V246H85ZM102 245V246H101ZM113 245V246H114ZM238 245V244H237ZM9 246V247H8ZM40 246H42V248L40 247ZM44 246V247H43ZM6 247H7V249H6ZM45 247H47V248H45ZM51 247V246H50ZM74 247V248H73ZM75 247H78V248H76L75 249ZM86 247V248H85ZM92 247V248H93ZM102 247V248H101ZM20 248V249H19ZM39 248V249H38ZM31 249V250H30ZM45 249H47V250H45ZM65 249H67V248H65ZM76 251H75V250ZM77 249H82V250H79L80 251V253H78V251H77ZM87 249H88V254L85 252V251H87ZM97 249H98V247H97ZM6 252H5V251ZM13 250L15 251V253L13 252ZM20 250V251H19ZM41 250V251H40ZM48 250H49V253H47L48 252ZM72 250H74V252H75V254L77 253L78 255H74V252L72 251ZM239 252H244L246 249L244 248V250H240V249H237ZM11 251V252H10ZM19 251V253H17ZM32 251H33V253H32ZM43 251H45V252H43ZM47 251V252H46ZM54 251H55V255H54ZM81 251H83V252H81ZM110 251H112V253L114 254V256H113V254L111 255V253H110ZM40 252V253H39ZM43 252V253H42ZM58 252V253H57ZM64 252V253H63ZM92 252V253H91ZM7 253V254H6ZM9 253V254H8ZM11 253V254H10ZM25 253H27V254H25ZM35 253V256H33V254ZM85 254V255H87V256H81V254ZM100 253V254H99ZM13 254L15 255V256H13ZM25 254V255H24ZM29 254H32V255H30L29 256ZM44 254V255H43ZM47 254H50V255H47ZM58 254H59V256H58ZM61 254V255H60ZM93 254V255H92ZM24 255V256H23ZM47 255V256H46ZM119 255H121V252H120V254ZM10 256H12V257H10ZM62 256V257H61ZM65 256H67V255H65ZM72 256V255H71ZM76 256V257H75ZM108 256V257H107ZM111 256H113V257H111ZM124 256V255H123ZM45 257V258H44ZM47 257L49 258V259H47ZM69 257V256H68ZM81 257H84L83 259L84 260H81L82 258ZM42 258V259H41ZM72 258V257H71ZM95 260H94V259ZM98 258V259H97ZM110 258H112V260L110 259ZM114 258V259H113ZM117 258H118V256H117ZM124 259H123V263L122 264H126L125 262H128V261H125V257H123ZM108 259L110 260V261H108ZM29 260V261H28ZM46 260H44L43 262H42V264L44 263V264H46L47 262H46ZM74 260V261H75ZM127 260V259H126ZM32 261V262H31ZM50 261H53V259H51V260H49L48 262H50ZM73 260H72V262H74ZM95 261V262H96ZM98 262L99 264L101 263L102 264V262L103 261H101V262ZM125 261V262H124ZM11 262H13V263H11ZM39 262V263H38ZM89 262V263H90ZM108 262V263H107ZM115 262V264H117ZM121 262V263H120ZM51 263V262H50ZM77 263V262H76ZM76 263H74V264H76ZM81 263V264H82ZM88 263V264H89ZM105 263H103V264H105ZM78 264V263H77ZM95 264V263H94Z\"/></svg>","mask_w":264,"mask_h":264}]
</instances>
